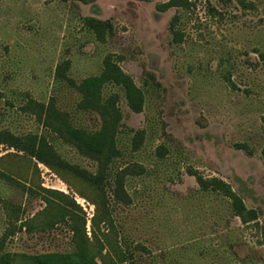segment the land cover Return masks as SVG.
Masks as SVG:
<instances>
[{"label":"rangeland","instance_id":"374dc122","mask_svg":"<svg viewBox=\"0 0 264 264\" xmlns=\"http://www.w3.org/2000/svg\"><path fill=\"white\" fill-rule=\"evenodd\" d=\"M191 1L160 11L168 0H0V264L74 250L70 220L44 226L58 213L47 210L52 192L81 208L70 205L86 218L91 240L107 233L109 213L122 245L144 264H264V0ZM90 18L111 22L105 41ZM108 56L142 91L141 112L117 85L89 102L78 89ZM66 63L64 79L58 70ZM114 114V167L147 170L124 178L130 205L116 197L111 176L94 185L75 171L95 175L103 161L68 142L60 121L98 132ZM8 134L44 136L65 165L43 164ZM189 170L230 184L258 211L259 225L241 223L227 200L200 192Z\"/></svg>","mask_w":264,"mask_h":264},{"label":"trees","instance_id":"16d2710c","mask_svg":"<svg viewBox=\"0 0 264 264\" xmlns=\"http://www.w3.org/2000/svg\"><path fill=\"white\" fill-rule=\"evenodd\" d=\"M85 3L93 0H81ZM144 2H151L153 0H139ZM191 0H168L166 3L157 5L160 11H166L170 8L189 9L192 7ZM174 22V21H173ZM88 25L91 27L98 40L105 41L106 36L111 34L112 24L110 21H101L97 19H88ZM175 41L181 42L183 34L179 31H174ZM67 63L63 70L59 68L58 75L61 78H67L65 70ZM106 84H114L121 87L126 94L130 108L135 112H141L144 107V95L137 87L132 77L126 74L117 63L113 61L112 56L105 59V66L102 73L98 76L84 79L79 85L78 89L84 95L87 102L100 97L102 90ZM92 99V100H91ZM106 109L107 106H104ZM108 112V110H105ZM113 115L111 126L104 128L98 132H88L81 128L74 127L69 121L62 116L60 121L63 122V131L67 136V141L74 144L83 153L99 157L103 162L98 173L93 175L85 171L82 173L83 178L87 179L94 185H100L102 181L111 176L115 183L114 192L116 197L125 205H130L132 196L124 187V178L129 175H143L146 173V168L142 165L134 168V166L114 167L120 157V150L118 149L117 140V118ZM264 124V117L262 118ZM54 129L53 124H50ZM145 131H137L134 134L135 144L134 149L138 150L142 145ZM12 139V146L19 150L25 151L31 157L39 160L49 167L65 165V162L58 156L52 144L44 137L34 134H28L23 137L8 134ZM158 156L164 158L168 153V148L161 146L158 148ZM262 156L264 158V147L262 149ZM114 169L115 174H114ZM113 171V174H112ZM190 175L195 176L199 185L200 192L217 195L228 201L230 209L235 217L239 218L241 223L249 225L251 223L258 224L259 213L256 209L248 208L243 199L233 190L230 184L224 180L213 177H204L194 170H189ZM104 191V190H103ZM53 195L47 200V210L57 209L58 213L49 214L44 222L45 228H55L59 223L66 219L71 221V231L73 233L74 250L67 253H47L41 255L28 256L23 261L26 264H144L143 256L139 258L135 255V247L130 245L123 246L118 238V233L114 232L116 229L112 216L107 213L104 220L107 233L103 238L98 237L93 233V240H91L86 233V218L78 214L71 204L76 208L81 209L74 200H69V197L64 193L52 192ZM104 196V195H103ZM106 196V195H105ZM104 196V197H105ZM262 236L264 237V227L261 228ZM146 254L149 250L144 246H140ZM139 247V249H140ZM137 248V247H136ZM13 264V263H12Z\"/></svg>","mask_w":264,"mask_h":264}]
</instances>
